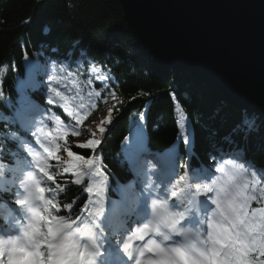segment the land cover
I'll return each mask as SVG.
<instances>
[{
    "label": "trees",
    "instance_id": "16d2710c",
    "mask_svg": "<svg viewBox=\"0 0 264 264\" xmlns=\"http://www.w3.org/2000/svg\"><path fill=\"white\" fill-rule=\"evenodd\" d=\"M139 47L137 40L126 33L117 0H0V117L9 119L0 121V165L4 166L0 191L13 152L10 134H19L10 120L18 109L17 101L30 96L47 106L40 89L30 94L22 88L23 64L25 60L34 62L37 54L49 65L48 79L62 78L80 91L78 98H85L92 86L101 93L97 101L100 107V102L112 98L109 93L115 92L117 103L111 106L109 133L95 151L106 183L115 185L109 173L119 181L125 177L120 145L135 133H141L142 146L148 153H162L176 146L182 156L185 148L180 140L184 133L181 124H186L195 140L192 155L186 160L191 175L198 167L216 163L224 153H242L245 163L264 169V120L250 111L234 110L217 90L190 83L187 72L172 73L149 52H144L147 62L130 57ZM93 66L110 77L107 88L89 75ZM55 114L62 123L73 126L66 113L56 109ZM67 140L74 153L85 158L94 154L78 148L71 136ZM184 173L182 165L177 178ZM56 180L65 188L57 196L59 213L64 215L63 205L73 197L76 207L81 208L83 188L71 183L68 175Z\"/></svg>",
    "mask_w": 264,
    "mask_h": 264
},
{
    "label": "snow or ice",
    "instance_id": "6c2138e0",
    "mask_svg": "<svg viewBox=\"0 0 264 264\" xmlns=\"http://www.w3.org/2000/svg\"><path fill=\"white\" fill-rule=\"evenodd\" d=\"M91 73L107 88L110 80L107 74H101L95 66ZM51 79L59 83L56 76ZM88 84L92 81L88 80ZM47 90L54 96L47 98L46 103L59 104L75 123L71 133L66 129L58 130V136L47 142L36 139L34 143L42 152L24 146L32 160L26 165L27 171L21 168L19 187L23 194L12 193L20 197L14 203L22 210L24 222L16 221L19 234L7 239L0 235V264H264V169L255 168L250 162H239L238 156L226 159L219 166L209 165L192 174L194 192H188L183 186L176 190L177 185L188 179L187 174L180 175L178 180L173 178L170 197L175 203L151 199L150 218L140 219L129 228L123 214H117L115 205L106 207L107 176L95 167L94 155L85 158L74 153L68 144L69 134L81 135L80 125L86 115L70 109L68 101L72 97L56 87ZM109 94L115 98V92ZM95 95L99 98L101 93L96 91ZM84 107L79 105L81 109ZM112 114L113 109L109 108L91 132L92 138L77 147L95 153L103 142L105 125L112 122ZM180 127L184 129L182 142L186 149L190 146L194 150V137L189 135L186 124ZM59 140H63V144ZM61 148L67 158L57 155ZM53 159L58 162L55 166L49 163ZM33 165L34 171L31 170ZM53 167L57 168L56 172L50 170ZM184 167L190 169L191 166ZM3 168L0 165V177ZM61 170L71 174L74 177L71 183L77 186L84 184L85 177H99L83 189L88 194V203L81 207L76 218L71 216L76 207L75 197L63 205L69 215L56 214L61 211L57 196L65 191L56 180ZM9 192L11 188L0 191V202L3 193ZM189 197L199 214L194 229L183 226L190 209L181 208ZM200 197L205 199L200 200ZM157 236L162 239L157 241Z\"/></svg>",
    "mask_w": 264,
    "mask_h": 264
},
{
    "label": "water",
    "instance_id": "95a60500",
    "mask_svg": "<svg viewBox=\"0 0 264 264\" xmlns=\"http://www.w3.org/2000/svg\"><path fill=\"white\" fill-rule=\"evenodd\" d=\"M117 2L142 51L264 120V0Z\"/></svg>",
    "mask_w": 264,
    "mask_h": 264
},
{
    "label": "rangeland",
    "instance_id": "374dc122",
    "mask_svg": "<svg viewBox=\"0 0 264 264\" xmlns=\"http://www.w3.org/2000/svg\"><path fill=\"white\" fill-rule=\"evenodd\" d=\"M133 52V53H132ZM132 52H131V54H130V57H134V58H139V56L137 55L136 56V54L137 53H140V47H139V49H137V50H132ZM140 58H142L143 60H145V59H147V57H146V55H145V53L144 54H140ZM147 62V61H146ZM28 67H29V70H32V68H35V70L38 72V73H41V74H44L45 72H46V67L44 66V65H42L41 64V62H40V57L39 56H37L36 57V63L35 64H33V65H31V64H28ZM91 68L92 67H90L89 68V75L92 77V78H95L94 77V74H92L91 73ZM41 83H42V85H43V87L44 88H47V85L45 84V82H43V79L41 80ZM51 85H55V87H60L61 86V83L59 82V83H57L56 81H53L52 80V84ZM33 88H37L38 87V85H37V83H33V86H32ZM59 91H62L63 92V90H59ZM63 93H65V95H68L67 94V91H64ZM92 94L91 95H89V93H87V95H86V97H87V99H88V101H89V105L94 109V111L90 114V116H89V118L86 120V122L81 126V135H79V136H74V140H73V143L77 146V144H79V143H83V142H86L88 139H90V138H92L91 137V132L92 131H94L95 129H96V126H97V124L99 123V121H100V119L101 118H103V117H105L106 115H107V112H108V109L109 108H111V106L112 105H114L115 103H117V101H116V99L115 98H109V99H107L106 101V103L104 102V101H102L101 103H102V105L99 107V108H97L94 104V102H95V100H96V95H95V93H93V92H91ZM52 96H54V93H50V95L48 96L49 98L50 97H52ZM69 97H72V99L71 100H69L68 101V104H70V106H73V105H75V102H74V99L75 98H73V96H69ZM58 99V98H57ZM235 110V109H234ZM34 123V129H42V127L39 125V123L38 122H33ZM109 125H105V127H106V132L108 131V127ZM106 132L104 133V136H105V134H106ZM97 136H99V134L97 133ZM104 136H103V140H104ZM135 139H138V137L137 138H135ZM132 140H128V141H126V142H124L123 143V145H122V149H123V151H124V154H127V152H129V149L132 147ZM61 152V151H60ZM59 156H61V157H64V158H67L66 157V153L65 152H61L60 154H59ZM142 157V156H141ZM140 157V158H141ZM143 157H145L146 159H148V157L149 158H151L150 156H146V155H144ZM152 159H156V157L155 156H153L152 157ZM135 160L136 161H138L139 159H138V157H135ZM141 160H144V158H141ZM149 160H151V159H149ZM147 162H148V164L149 165H152L151 164V161H148L147 160ZM130 163V162H129ZM155 165V164H154ZM151 169H148V171H150ZM175 170H171L170 171V173H169V175L167 176V178H166V184H165V186L162 188V193H161V196H162V198H165V200L167 199L170 203H172V204H174V200L168 195V187L169 188H172V183H174V179H173V172H174ZM147 174V173H146ZM170 182H172V183H170ZM181 186H183V184L181 183L180 185H177V188H179V187H181ZM186 188V190L188 191V192H194L195 190H188V188L187 187H185ZM23 194V193H22ZM144 195H146L147 194V192L144 190V193H143ZM165 194H167V196L165 195ZM200 200H204L205 198L204 197H200L199 198ZM188 200H190V197H189V199ZM208 207L210 208L211 207V205L209 204L208 205ZM150 213H151V210H150ZM199 215V214H198Z\"/></svg>",
    "mask_w": 264,
    "mask_h": 264
},
{
    "label": "bare ground",
    "instance_id": "6f19581e",
    "mask_svg": "<svg viewBox=\"0 0 264 264\" xmlns=\"http://www.w3.org/2000/svg\"><path fill=\"white\" fill-rule=\"evenodd\" d=\"M138 56H140V54H137ZM150 158L148 157V159L147 160H149ZM142 162V164H143V166H145V164L147 163V161L146 160H139L138 161V164H140ZM151 167H153V166H151ZM192 206V205H191ZM182 210V209H181Z\"/></svg>",
    "mask_w": 264,
    "mask_h": 264
}]
</instances>
